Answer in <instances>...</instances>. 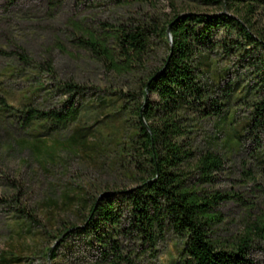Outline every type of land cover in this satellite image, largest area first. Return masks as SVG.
I'll return each mask as SVG.
<instances>
[{
  "label": "rangeland",
  "instance_id": "rangeland-1",
  "mask_svg": "<svg viewBox=\"0 0 264 264\" xmlns=\"http://www.w3.org/2000/svg\"><path fill=\"white\" fill-rule=\"evenodd\" d=\"M191 9L221 7L189 0H0V264H111L102 261L91 232L75 231L86 227L95 200L137 185L129 138L143 101L139 87L167 54L171 35L149 32L145 68L131 74L111 71L79 39L151 18L160 27ZM252 21L254 31L264 34V8ZM220 37L213 33L212 40ZM262 56L252 46L225 50L213 44L195 58L206 108L216 101L222 112L183 114V139L194 153L183 170L189 183L229 196L215 208L221 241H236L264 214V87L256 64ZM70 108L76 119L65 124L26 122L29 109L64 114ZM207 151L222 166L204 182L194 164ZM114 204L125 215L121 203ZM115 237L128 258L116 264H176L180 258L182 240L171 231L154 252L134 236ZM249 256L252 264H264V241L254 238Z\"/></svg>",
  "mask_w": 264,
  "mask_h": 264
},
{
  "label": "trees",
  "instance_id": "trees-1",
  "mask_svg": "<svg viewBox=\"0 0 264 264\" xmlns=\"http://www.w3.org/2000/svg\"><path fill=\"white\" fill-rule=\"evenodd\" d=\"M119 4L149 2L150 0H116ZM198 4L221 7L217 12L193 10L176 13L165 25L138 20L120 29L106 31L97 36L87 32L79 44L97 59L107 63L118 74H131L145 68L149 32L167 35L170 27L168 51L158 67L146 72L139 87L143 101L136 108V132L129 138V153L134 163L137 185L116 195L95 200L87 217V225L75 233H90L102 261L116 264L128 261L121 253L120 234L134 236L141 245L154 252V245L171 231L182 240L180 258L176 264H252L249 256L254 238L264 241V214L247 225L245 233L236 241H221L216 237V225L221 215L216 211L219 201L228 198L219 192L209 194L199 183H189L183 167L193 158L184 136L187 128L182 121L187 110H198L204 116H219L221 104L206 105L204 90L195 68V58L213 44L225 50H239L243 45L262 51L256 62L264 87V34L253 29L252 17L264 0H189ZM224 10V11H222ZM221 37L212 40V36ZM217 39V38H216ZM109 40L116 47L108 45ZM23 58V57H22ZM24 60H26L24 58ZM47 69V67H46ZM49 70V69H47ZM155 95L151 100L150 96ZM264 106V98L260 103ZM256 108L258 114L261 108ZM124 108V106H123ZM141 114L147 124L142 123ZM43 119L65 124L76 119V110L64 114L26 111V122ZM254 126H261L260 118ZM202 181H209L211 173L222 166L221 158L207 151L199 155L194 164ZM120 202L125 208L116 207ZM126 221L122 226L120 221ZM103 224L104 229H100ZM55 257L54 253L51 255Z\"/></svg>",
  "mask_w": 264,
  "mask_h": 264
},
{
  "label": "water",
  "instance_id": "water-1",
  "mask_svg": "<svg viewBox=\"0 0 264 264\" xmlns=\"http://www.w3.org/2000/svg\"><path fill=\"white\" fill-rule=\"evenodd\" d=\"M167 33H170V27H168V29H167ZM141 119H142V123H143L145 126H147V124H146V122H145V120H144L142 114H141Z\"/></svg>",
  "mask_w": 264,
  "mask_h": 264
}]
</instances>
